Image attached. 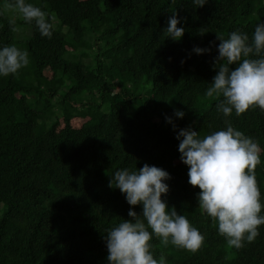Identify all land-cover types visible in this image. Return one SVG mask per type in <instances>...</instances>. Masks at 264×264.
<instances>
[{
  "label": "trees",
  "instance_id": "obj_1",
  "mask_svg": "<svg viewBox=\"0 0 264 264\" xmlns=\"http://www.w3.org/2000/svg\"><path fill=\"white\" fill-rule=\"evenodd\" d=\"M10 2L0 0V49L27 51L29 64L0 75V264H109L106 230L131 219L130 208L142 213L109 182L116 171L145 163L170 174L162 199L204 236L195 253L153 236L155 259L264 264V225L254 242L229 248L199 208L200 190L188 183L176 138L189 126L204 138L224 130L225 120L251 137L261 148L255 176L264 206V112L224 117L216 108L223 97L205 95L216 33L228 38L239 30L251 39L264 23V0H207L202 7L193 0H25L50 18L51 38L6 10ZM173 12L185 30L179 40L164 31Z\"/></svg>",
  "mask_w": 264,
  "mask_h": 264
},
{
  "label": "clouds",
  "instance_id": "obj_2",
  "mask_svg": "<svg viewBox=\"0 0 264 264\" xmlns=\"http://www.w3.org/2000/svg\"><path fill=\"white\" fill-rule=\"evenodd\" d=\"M206 2L193 0L196 7ZM4 8L18 14L24 22L34 23L42 36L51 38L53 24L40 7L25 0H13ZM10 23L12 31H19L15 21ZM179 23L173 12L164 30L166 37L179 40L184 35V28L177 26ZM216 39L220 43L213 60L215 75L205 95L223 97L216 108L224 117L231 116L233 110L240 116L255 107L264 112V23L256 25L251 39L239 30L230 33L228 38L216 33ZM193 51L202 54L211 48L195 47ZM28 64L27 51L14 45L0 49V75L16 74ZM233 64L237 65L234 69L230 68ZM184 115L181 110L175 111L176 117ZM166 119L172 123L171 117ZM225 125L224 130L204 138L189 126L180 129L176 138L180 140V159L188 166V183L200 190L199 208L218 224V233L226 238L229 248L241 249L245 241H255L259 226L264 225V215H261L264 206L255 176L261 163V148L251 137L236 130L230 121L225 120ZM169 179L171 176L166 170L147 163L138 171L123 169L112 175L109 187L119 188L129 205H142V213L130 208L131 219L106 230L109 264H166L163 253L157 260L150 250L153 236L164 246L171 243L192 253L202 247L204 236L184 215L178 214L175 206L169 208L162 199V194L169 192V185L165 183Z\"/></svg>",
  "mask_w": 264,
  "mask_h": 264
},
{
  "label": "rangeland",
  "instance_id": "obj_3",
  "mask_svg": "<svg viewBox=\"0 0 264 264\" xmlns=\"http://www.w3.org/2000/svg\"><path fill=\"white\" fill-rule=\"evenodd\" d=\"M72 122L74 123V125L79 126V125H81L82 120L81 119H74Z\"/></svg>",
  "mask_w": 264,
  "mask_h": 264
}]
</instances>
